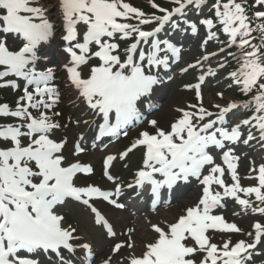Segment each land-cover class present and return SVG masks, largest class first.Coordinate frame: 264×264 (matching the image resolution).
<instances>
[{
  "label": "snow or ice",
  "instance_id": "6c2138e0",
  "mask_svg": "<svg viewBox=\"0 0 264 264\" xmlns=\"http://www.w3.org/2000/svg\"><path fill=\"white\" fill-rule=\"evenodd\" d=\"M170 3L175 7L167 9L151 3L162 15L149 18L125 0H58L64 30L62 39L68 45L64 51L71 65L66 67L68 81L88 107L98 110L105 120L114 112L118 122L127 123L136 114V102L158 82L155 76L145 73V67L166 68L168 53L179 56L180 50L168 40L157 39V34L169 22L176 29L178 23L173 17H183L188 9L200 13L208 7L209 0H170ZM262 8L264 0H213L209 8L211 17L198 21L206 29L203 45L220 43L224 45L219 49L221 53L237 49L228 53L237 65L226 77L230 81L228 87L238 88L250 99L241 104L214 105L218 109L215 114L202 103L199 107L191 105L195 109L191 112L177 109L181 115L169 131L151 121L155 134L142 132L121 154L120 159H124L134 149H144L142 167L129 188L147 186L158 198L161 189H172L190 178L202 186L198 201L186 208L175 222L166 227L151 226L156 238L144 245L141 255H128L127 264H196L194 257L198 254H202L199 264H249L253 250L264 243V223L256 222L252 231L244 233L222 215L213 214L225 207L224 201L232 200L245 213L251 211L264 216V164L250 168L255 175L247 178L256 183L243 187L237 171L240 158L234 154L239 143L248 145L256 141L264 148V10H259ZM153 23L159 25L153 31L142 29ZM78 25L85 29L82 42ZM53 27L45 9L38 6V0H0V34H17L26 42L18 51H11L7 41L0 39V89L22 91L14 107L0 104V121H15L0 122V264H39L30 258L38 252L54 254L60 264H73L71 259L64 258L63 251L74 255L78 248L84 250L88 264H94L91 245L77 243V230L64 227V217L55 209L67 198L79 202L90 209L94 222L103 226L107 236L113 237L112 226L90 201L103 200L117 209L125 207L113 199L121 194L119 186L115 191H102L92 185L76 186L78 175H92L93 169L79 162L67 163L63 155L67 141L52 138L54 130L60 127L53 120V116L60 115L53 112L60 102V92L53 84L51 68L35 69V49L51 36ZM189 27L197 34V23ZM220 34L226 39L221 41ZM117 36L120 40L133 41L125 49L124 60L117 54L119 44L113 42ZM148 44L150 49L146 53L141 45ZM91 45L97 50L92 51ZM160 53L165 54L163 58ZM209 55L203 60H208ZM93 58L99 64L91 67L85 78L80 69ZM224 67V63L219 65V69ZM216 71L210 69L207 75L215 76ZM17 80L23 81L22 88ZM203 81L202 76L200 82ZM195 89L197 100L202 101L200 84ZM219 95L223 98V93ZM241 108L251 111V115L231 127L226 126V117ZM214 115V119H209ZM212 150H220L221 164L215 162ZM83 151L77 143L73 155L79 156ZM116 159L110 155L104 162V175L109 181L113 177L108 169ZM206 168L207 175L203 174ZM226 173L231 183L226 182ZM209 232L242 234L252 240H239L235 244L227 240L221 247L211 242ZM125 247L134 248L131 236L127 244H115L103 264H113V256Z\"/></svg>",
  "mask_w": 264,
  "mask_h": 264
},
{
  "label": "rangeland",
  "instance_id": "374dc122",
  "mask_svg": "<svg viewBox=\"0 0 264 264\" xmlns=\"http://www.w3.org/2000/svg\"><path fill=\"white\" fill-rule=\"evenodd\" d=\"M160 7L171 9L173 6H170V0H156ZM168 1V2H167ZM125 2L129 3L131 6L136 7L137 9L143 11L142 9L144 7L148 8L149 0H125ZM150 2H154L155 0H150ZM211 1H209L210 3ZM175 6V5H174ZM45 9V16L47 19H51L53 17H56V11L59 8L58 7V0H42L41 6ZM264 10V8L260 9ZM208 10H202L200 12L201 14L194 18L191 11H187L183 17H178L173 19L174 22L179 20L178 27L176 29L182 30V27L189 23H197L198 25V32L197 34H192L190 27L187 26V28H184L182 30V35L186 37L185 40H183L184 45L181 47V53H183L182 58L180 59V65L182 67L178 68V74H175L170 76V82L172 84L171 90L167 96V100L163 102L159 110L157 111L155 116H152L149 119L159 123L163 128L164 131H166L168 127V131L170 129V125L177 120L181 113L177 111V109H186L185 105L187 103H190L187 111H194L195 109L191 108V105H196L197 107L201 106L200 103L207 105L206 103L210 104L212 101H214L215 105L219 104L221 106H224L228 102L235 101V95L239 92V89H234L233 91H229L230 88L224 83L223 80V69H216V75L210 79L206 80L205 84L200 87L201 94L204 91L205 96V102L200 101V103L196 102L195 100H192L190 96L196 98V92H193L191 90L190 92H186V89L182 88L185 83L189 86L190 85H197V78L200 76V74L207 72V69H194L192 70V73L189 72L185 74V72L181 71L185 69V67H188L191 61L194 62L199 58V55L202 54V50L206 47L207 55L211 53H217L219 52V49L222 44L215 42H209L206 45H203V41L206 37V29L202 26H199L198 21L200 19L201 15L205 14ZM191 15V17H189ZM212 13L209 14L206 18H210ZM151 18V17H149ZM131 23H135V21H130ZM171 23L169 22L166 25L168 26V29L166 28V32L170 34L172 32ZM157 23H153L151 25H144L142 26L143 30H150L155 26ZM81 31H85L83 26H80ZM175 29V30H176ZM162 32V31H161ZM173 34H176V32H173ZM219 34V33H218ZM162 36V35H161ZM1 39H4L7 41V45L9 47V50L16 51V43L12 40V38L6 37L5 35L0 36ZM163 38V36L161 37ZM171 39V38H170ZM226 37L222 34H220V40H225ZM120 40V39H119ZM115 41V40H114ZM121 41V40H120ZM132 40H128L126 44L120 43V50L125 48L128 43H130ZM203 45V46H202ZM143 50L147 53V51L150 49V44L143 45ZM231 52H236L237 49L233 48ZM122 51V50H121ZM229 53V52H227ZM162 56H164V53H161ZM211 55H209L210 57ZM222 56L218 57L219 62L222 60ZM203 60V58L201 59ZM93 66H98V63L96 60H92L89 62V64L85 67H82L80 70L82 72L83 76H87L89 69ZM215 67H218L215 65ZM237 65H235L233 68H236ZM160 69V68H159ZM176 71V72H177ZM203 71V72H202ZM202 72V73H201ZM208 73V72H207ZM161 71L157 72L156 75H152L157 77H160ZM180 77V78H178ZM186 79L187 82H182L180 80ZM209 78V77H208ZM178 79V80H177ZM182 88V89H180ZM191 86L187 88V90H190ZM196 90V89H194ZM220 93H223V98L219 95ZM211 97V98H210ZM211 100V101H210ZM210 101V103H209ZM203 106V105H202ZM204 107V106H203ZM205 108V107H204ZM215 107H210V110H214ZM237 115H246L248 111L244 109H238ZM215 118V117H214ZM234 118V117H232ZM234 119H231L230 122H233ZM146 122V125H144L142 128L130 132V134H126L124 139H122L117 146H114L113 150L115 152L116 159V165L113 169V176L116 179L122 178L120 181V188H121V194L119 196L118 200H124L126 199L125 191L128 188V185L133 183L135 181V173L137 172V169H141L142 164H139L141 161L143 162V155H144V149L142 151L134 152L132 156H129L126 158V160L120 159L121 153L125 152V150L132 146L137 139L140 138V134L142 132H149L152 131V126L149 125L151 123ZM67 118L63 119V124H67ZM233 123H230L229 126H232ZM156 130V129H154ZM167 132V131H166ZM151 134H155V131H152ZM65 140V138H63ZM67 144L65 145V148H67ZM70 149V147H69ZM214 153V151H211V155ZM234 154L238 156L239 163H238V174L240 176V182L243 187H249L253 186L256 181L250 180L247 177L249 175H255V173L250 172V168L253 166L258 167L261 164H264V148L261 147L259 143L256 141L250 142L248 145H242L235 147ZM73 155V150H71V154L68 156ZM113 156V155H112ZM217 157V155H215ZM83 160L84 165H90L93 169V174L90 177H79L76 179L75 184L79 187H86L89 185L95 186L100 188L101 190H114L112 186H110L109 182L105 181L101 177V160L103 156L98 157V154L96 152H89L87 156H81L79 157ZM72 161H67V163H71ZM254 162V163H252ZM217 163L221 164L217 160ZM207 168L204 170L205 175L208 174V172H205ZM227 183H231L230 178L227 179ZM194 190L190 192L191 199L186 198L182 199L176 204H172V206H166L159 211L156 212L154 215H147L150 218L147 219L146 224H140L137 227H135V224L139 220V217L137 221L136 218L133 220L131 219L133 215L128 211H121V209H116L113 205H109L106 201L105 202H99V207L101 208L102 212L106 214V218L108 222L111 224L113 231L115 232V236L109 237L104 234V229L101 225H97L92 218V216L87 213L85 210H82L81 208H78L76 206H70V205H62L61 208L55 209L57 214H62L64 216V227L71 226L77 230V233H81L82 235L86 236L87 240L89 239L91 246H93V249L95 250V253H97V259L94 264H103V261L108 258L112 254V248L115 244L121 242L124 244H127L129 242V236H131L132 242L134 243V248L132 251H130L127 247L121 250L119 254L116 256H113V264H117V261L122 262V264H127V260L125 259L128 255H136L139 256L144 250V245L146 243L153 242L156 238V234L152 232L151 226L153 224L159 225L161 227H166L167 224L175 222V220L184 214L185 208L193 206L199 199L201 195V187L198 186V184L195 182L194 184ZM196 194V195H195ZM194 195V196H193ZM117 197H113V199H116ZM131 198L129 196L127 200ZM254 199V198H253ZM227 202V201H226ZM240 208L239 205L235 204L233 201L228 200V203H226L225 208L221 212H214L215 215H222L224 219L228 223H235L239 228L243 230L244 233L250 232L253 229V225L256 222L264 223V216L253 214L251 211H248L247 213L239 214V215H233V209ZM120 210V211H119ZM131 217V218H130ZM134 218V217H133ZM131 230V231H130ZM76 233V234H77ZM208 235L211 237V242L217 245H223V243L227 240H230L229 237L223 235L222 233L217 232H209ZM227 238V239H226ZM239 240H247L251 242L252 239L249 238L247 235H240L238 237H235L231 242L235 244ZM89 243V242H88ZM189 244H191V241H189ZM255 251L253 252L254 255ZM72 257L75 256V254L71 255ZM264 257V243L263 245L257 250L255 255L253 256L252 260L249 262L250 264L253 262H262V258ZM202 259L201 254H198L195 256L196 264H199V261Z\"/></svg>",
  "mask_w": 264,
  "mask_h": 264
},
{
  "label": "bare ground",
  "instance_id": "6f19581e",
  "mask_svg": "<svg viewBox=\"0 0 264 264\" xmlns=\"http://www.w3.org/2000/svg\"><path fill=\"white\" fill-rule=\"evenodd\" d=\"M99 148V150H102V147H98ZM104 149H106V148H104ZM103 149V150H104ZM102 150V151H103ZM150 196H151V199L153 200L154 199V196L150 193ZM187 197V196H186ZM187 198H190V196H188ZM144 210H149V209H144ZM140 213V212H139ZM139 215V214H138ZM146 218H148L149 219V217L148 216H142L141 218H140V220H139V223L137 224V226L138 225H140V224H146ZM78 237H79V241L77 242V243H84L85 242V239H84V236H82L81 235V233H80V235H79V233H78ZM79 249V248H78ZM80 250V249H79ZM132 249H130V251H131Z\"/></svg>",
  "mask_w": 264,
  "mask_h": 264
}]
</instances>
